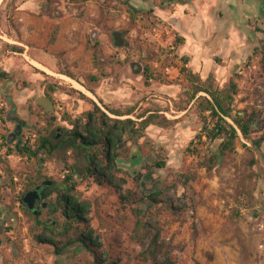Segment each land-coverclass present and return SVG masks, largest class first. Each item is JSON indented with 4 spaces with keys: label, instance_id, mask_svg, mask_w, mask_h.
<instances>
[{
    "label": "rangeland",
    "instance_id": "1",
    "mask_svg": "<svg viewBox=\"0 0 264 264\" xmlns=\"http://www.w3.org/2000/svg\"><path fill=\"white\" fill-rule=\"evenodd\" d=\"M226 1L201 0L202 10L192 1L184 34L168 15L175 0H0V71L9 73L0 78V264H95V254L115 264H152L141 255L149 230L171 245L174 264H264V0H229L232 12ZM114 31L123 32V46ZM11 80L14 111L1 93ZM210 82L232 115L251 125L224 151L221 138H200L208 94L194 91ZM40 95L51 98L52 111L36 103ZM93 101L112 117L109 110H133L121 117L135 120L155 116L144 135L124 137L119 158L139 160V172L118 167L127 180L121 191L87 171L96 147L58 146L85 122ZM11 112L25 122L23 146L30 141L34 155L9 141ZM40 136L55 147L37 149ZM71 169L101 242L92 250L60 211H44L39 224L21 201ZM49 199L60 203L57 192ZM48 220L57 221L55 245L37 239L50 233Z\"/></svg>",
    "mask_w": 264,
    "mask_h": 264
},
{
    "label": "trees",
    "instance_id": "2",
    "mask_svg": "<svg viewBox=\"0 0 264 264\" xmlns=\"http://www.w3.org/2000/svg\"><path fill=\"white\" fill-rule=\"evenodd\" d=\"M178 2L186 3L188 0H175ZM15 49H20L15 46ZM185 64L188 62L187 58H184ZM264 68V60L262 62ZM190 75V72H188ZM9 73L6 71H0V78L7 79ZM232 86L235 88L236 83L232 80ZM200 91H204L208 96L201 98L204 104L203 114V127L200 138L206 135L209 140H215L221 138L220 148L224 151L234 147V140L238 136V130L247 136L250 133L251 125L249 122L238 119L232 115L231 108L226 104L227 98L213 89L212 83L209 86H200L194 93L195 96ZM194 96V97H195ZM227 97H232L227 96ZM111 113L118 117H112L106 111H104L100 105L93 101V108L88 110L84 117L85 122L77 124L75 128L70 132V136L64 140V143L60 146L66 148L67 146L80 147L86 150L95 148L97 150L89 153V164L87 171L94 177L98 184H109L118 190H122L126 183V178L118 175L120 169L118 168L117 159L122 155V146L125 135L130 136H142L144 135L148 126L155 123L154 114L147 115L142 114L139 119L135 120L131 117L122 118L121 116L129 115L133 110L118 111L109 110ZM232 119L235 124L233 125L227 122L226 119ZM209 119L214 121L209 123ZM48 137H38L37 149L44 150L48 148L50 143ZM49 148V150H51ZM12 151V148H9ZM36 150L32 149L30 141L26 140L21 153L34 155ZM2 158L0 157V163ZM75 170L71 169L65 180L62 182L54 181L53 185L47 186L42 190V194L45 198L49 197L55 191L58 194V201L61 202L63 207V214L71 219L74 223L79 225L82 230L79 233L77 239L81 241L86 247L92 250V245L99 247L101 245L100 239L95 235L94 229L91 226L90 221V202L81 200L75 193L76 183L73 181ZM154 195V194H153ZM124 197V195H121ZM21 201L23 202L22 198ZM37 223H41L38 220ZM145 222L139 220L138 227L140 225L144 227ZM47 230H50L47 228ZM57 234L50 230V233H39L37 239L39 242L50 243L55 245L57 243ZM147 241L144 243V249L141 255L144 260L150 261L152 264H174L175 261L171 255V245L164 240L159 231L152 232L149 230L146 234ZM74 241L69 242L71 245ZM59 251V248H57ZM95 252V251H94ZM95 264H115L110 260H106L105 257L95 254Z\"/></svg>",
    "mask_w": 264,
    "mask_h": 264
},
{
    "label": "water",
    "instance_id": "3",
    "mask_svg": "<svg viewBox=\"0 0 264 264\" xmlns=\"http://www.w3.org/2000/svg\"><path fill=\"white\" fill-rule=\"evenodd\" d=\"M113 38H114V43L116 46L121 47L124 45L125 38L123 36V32L114 31L113 32ZM12 81L13 80L8 81L6 83V85L1 88V93L7 96L8 101H10L12 106H13V109L11 111H14L15 105H14V103H12L11 98L8 95V88H9L10 82H12ZM35 101H36V103L44 106L48 111L53 110V103H52L51 98L40 95L36 98ZM24 126H25V122L22 120H19V118H18L16 121L15 130L13 132H11L8 136L9 141H11V142L15 141L16 142V148L18 151H21L22 146H23V138L21 136V132H22ZM138 163H139V160H137V159H132L129 161L124 160L122 158L117 159L118 167L128 168L129 171L131 172V174H133V175H136L139 172V164ZM52 184H53V180L50 178H46L39 185H37L34 189H31V190L27 191L25 194H23V196H22L23 202L28 206L29 209L33 210L36 215H39V213H40L37 209H35L37 199L41 198L40 189L42 187H46V186L52 185ZM41 202H42L44 207L48 203L47 201H44L43 199Z\"/></svg>",
    "mask_w": 264,
    "mask_h": 264
},
{
    "label": "flooded vegetation",
    "instance_id": "4",
    "mask_svg": "<svg viewBox=\"0 0 264 264\" xmlns=\"http://www.w3.org/2000/svg\"><path fill=\"white\" fill-rule=\"evenodd\" d=\"M9 117L11 118V121L12 122H16L17 121V115L16 114H12V112L10 113V115H9ZM16 125V124H15ZM56 137L59 139H62L63 138V131H59V132H57L56 133ZM49 145V144H48ZM58 146H60V144L58 145ZM55 146H53V148H54ZM49 148H51V146L49 147L48 146V149ZM43 181V180H42ZM41 181V182H42ZM40 182V183H41ZM39 183V184H40ZM53 183H54V180H53ZM38 184V185H39ZM53 185V184H52ZM37 186V185H36ZM35 186V187H36ZM48 186H51V185H48ZM34 187V188H35ZM47 187V186H46ZM46 187H42L41 189H40V196H41V198L40 199H37V201H36V206H35V209H37L40 213H39V215H36L35 213H34V211L33 210H31V209H29L31 212H33V214L35 215V217H36V222H38V219H39V217L40 216H42V214L44 213V211H55V212H59L60 211V213L61 214H63V207H62V205H61V202L60 203H58V204H56L55 206H54V204H53V202H51L50 201V199H49V197H47V198H45L44 197V195L42 194V190L44 189V188H46ZM33 188V189H34ZM56 192V191H55ZM58 195V194H57ZM42 199L44 200V201H47L48 203H47V205L44 207L43 206V204H42ZM24 203V202H23ZM25 204V203H24ZM26 205V204H25ZM27 206V205H26ZM28 207V206H27ZM64 215V214H63ZM65 216V215H64ZM65 218H66V220L67 221H69V220H71V219H68L66 216H65ZM56 223H57V221L56 220H48V222H47V224H45V228L47 229V228H49L50 230H52L54 227H55V225H56Z\"/></svg>",
    "mask_w": 264,
    "mask_h": 264
},
{
    "label": "crops",
    "instance_id": "5",
    "mask_svg": "<svg viewBox=\"0 0 264 264\" xmlns=\"http://www.w3.org/2000/svg\"><path fill=\"white\" fill-rule=\"evenodd\" d=\"M168 1L171 2V0H168ZM192 1L196 2V0H192ZM192 1L188 0V2H186V3L175 1V2H177L178 6L176 7V9L174 11V14H172V11L168 12V13H170L168 15H171V16H169V18L172 17V19H174L173 22H175V27H178L179 29H181V32L184 33V34L186 33L184 21L188 20L186 18L187 17V14H186L187 10L186 9H188V7L190 8V6L193 5ZM211 1L213 3H215L218 0H211ZM190 2H191V4H190ZM223 5H224V9L227 10L228 12H232L233 9H234V6H235L234 3H232V1H229V0L224 2ZM203 6H204L203 3H201V0H199V8L201 10L204 8ZM209 6H210V8L214 7V5H212V4H210ZM161 10L164 11L163 9H161ZM165 11H169V8H167ZM181 14H183V16H184L183 18L180 17ZM172 15H176V16H172ZM197 16L201 19L202 14L200 12H198ZM191 21H193V20L191 19L190 22ZM199 32H201L200 28H199Z\"/></svg>",
    "mask_w": 264,
    "mask_h": 264
},
{
    "label": "built area",
    "instance_id": "6",
    "mask_svg": "<svg viewBox=\"0 0 264 264\" xmlns=\"http://www.w3.org/2000/svg\"><path fill=\"white\" fill-rule=\"evenodd\" d=\"M2 109H3V103H2L1 100H0V114H1ZM240 133H241V132H240ZM0 142H2V140H0Z\"/></svg>",
    "mask_w": 264,
    "mask_h": 264
},
{
    "label": "bare ground",
    "instance_id": "7",
    "mask_svg": "<svg viewBox=\"0 0 264 264\" xmlns=\"http://www.w3.org/2000/svg\"><path fill=\"white\" fill-rule=\"evenodd\" d=\"M81 87H83L82 85H81ZM84 88V87H83ZM89 92V94H91V92L90 91H88Z\"/></svg>",
    "mask_w": 264,
    "mask_h": 264
}]
</instances>
